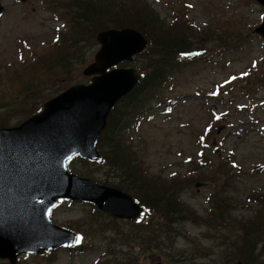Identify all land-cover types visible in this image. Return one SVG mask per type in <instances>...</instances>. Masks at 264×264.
Returning a JSON list of instances; mask_svg holds the SVG:
<instances>
[{"label": "rangeland", "instance_id": "rangeland-1", "mask_svg": "<svg viewBox=\"0 0 264 264\" xmlns=\"http://www.w3.org/2000/svg\"><path fill=\"white\" fill-rule=\"evenodd\" d=\"M59 1L0 0L4 5L0 15V101L14 103L23 90L30 100L49 93L53 85L63 83L61 72L55 70L43 74V67L28 69L33 63L32 56L46 57L53 49L55 32L66 27L65 10L61 6L58 8ZM142 1L164 25L175 16L188 20L195 29L192 36L195 46L204 51L178 56L184 59V66L180 65L184 68L174 75L173 88L164 90L172 100L163 107L148 103L149 114L141 117L127 132L133 145V165L145 172L147 180L181 182L184 190L180 199L201 218L206 217L210 197L213 200L214 191L221 186L226 191L221 195L233 205L232 212L224 217H248L254 207L251 193L264 192V40L253 34V28L264 15V8L254 0ZM221 28L229 34L239 32L242 39L220 44L205 38L207 32ZM99 47L97 41L92 44L88 39L78 43L77 52L68 66L71 78L73 76L81 83L89 82L90 77L82 74V70L93 61ZM25 63L28 65L24 67ZM120 64L137 69L143 64V58L135 56L132 61ZM12 76L15 79L11 80ZM40 76L41 80L38 79ZM39 82L40 86L35 90L40 93H32ZM15 121L12 119L10 126L20 123ZM208 128L207 145L202 146L198 143V135ZM126 149L131 151V147ZM200 152L204 154L200 155ZM74 174L119 188L116 179H106L101 172ZM98 179L100 182L107 180V183H100ZM100 213L103 215H97L91 205L61 201L50 212L52 222L72 232L77 228L86 231L88 224H92L93 232L88 239L85 237L83 245L86 246L89 240L95 247L82 252L57 248L52 250L53 255L46 252L21 254L14 264H99L106 261L104 250L125 241L123 235L132 231L117 222V218L110 219L105 212ZM83 225L86 228L81 227ZM96 228H103V231L100 233ZM184 231L194 243L204 248L197 252L194 246L191 248L190 253L195 252L194 257L197 255L193 264H209L219 259L215 253L220 251V246L215 245L219 242L212 232L195 225H185ZM102 237L106 239L103 242ZM108 242L111 246H107ZM175 248L183 253L181 250L187 251L190 245L187 239H179ZM133 250L141 253L140 260L145 264H153L158 259L165 264L170 262L168 257L156 251L145 260L143 257L149 254L148 249L135 246ZM202 255L206 256L201 258ZM184 257L192 258V254H184ZM120 261L121 264L130 262L125 258ZM0 264L10 263L0 258Z\"/></svg>", "mask_w": 264, "mask_h": 264}, {"label": "trees", "instance_id": "trees-1", "mask_svg": "<svg viewBox=\"0 0 264 264\" xmlns=\"http://www.w3.org/2000/svg\"><path fill=\"white\" fill-rule=\"evenodd\" d=\"M132 2L133 0H60L58 8L61 6L65 10L67 16L64 13L63 16L66 27L61 32L60 30L55 32L53 49L46 57L32 56L33 63L23 65L24 67L28 65L30 70L43 67V74L56 70L58 73L61 72L60 78L64 81L60 82L61 85H53L49 93L39 94L30 100L27 99L29 94L23 90V93L17 96L18 101L14 103L0 101V127L10 126L12 119H16L15 123L21 122L39 111L48 98L72 83L81 82L75 80L73 76L71 78L68 68L70 60L77 52L79 42L88 39L92 44H96V34L110 27H132L139 30L147 39L145 50L136 55L143 58V64L137 68L140 78L135 87L118 101L109 113L107 125L101 132L97 144L100 159L81 160L74 157L67 161L68 169L74 173L81 175L101 172L106 179H116L118 187L132 195L144 209L138 220L116 219L132 232L123 235V239L126 240L119 245H113L111 249L106 248L104 251L108 259L100 261L99 264H121L120 260L123 258L130 260L124 264H145L140 260L141 253L133 250L135 246L148 249L149 254L143 257L145 260L149 255H155L156 251L159 255L168 257L169 264H193L197 257L193 254L204 248L186 236L185 225L204 226L218 240L219 243L215 245L220 246V251L215 253L219 259L212 260L209 264H232L238 260L246 264H264L263 191L251 193L254 207L250 216L228 219L224 214L229 213L233 205L229 203V199L228 202L221 195L226 192L221 186V189L214 191L213 200L210 197V209L206 217L201 218L180 199L184 190L181 182L170 179L162 182L155 179L147 180L145 172L134 167L133 145L126 135L127 132L151 110L148 103L153 102L158 107H163L167 102L169 97L164 94V90L168 87L173 88L174 75L180 68H184L185 64L184 59H179L178 56L202 48L195 46L197 44L192 40L195 29L184 17L175 16L170 23L164 25L163 21L145 6L144 1ZM204 36L220 44L242 39L239 32L229 34L225 28L207 32ZM12 77L11 80L15 79ZM38 79L41 80V76ZM44 85L46 86V81ZM39 86L40 82L33 90ZM32 93L38 94L40 91L35 90ZM127 147H131V151H127ZM101 182L107 183V180ZM218 195L221 197L218 198ZM91 206L97 215H103L93 205ZM95 224L97 227L98 224ZM81 227L86 228L85 225ZM86 229L85 231L77 228L74 231L81 238V243L69 247V250L82 252L95 247L89 240L86 246L83 245L85 237L88 239L93 232L92 224H88ZM96 230L101 233L103 228ZM101 239L102 242L106 240L104 237ZM179 239H187L190 248L187 251L183 248L181 252L185 255L192 254V258H186L183 253L177 251L175 245ZM107 246H111L110 242ZM193 246L196 251L190 253ZM46 254L53 255V251ZM205 256L202 255L201 258Z\"/></svg>", "mask_w": 264, "mask_h": 264}, {"label": "water", "instance_id": "water-1", "mask_svg": "<svg viewBox=\"0 0 264 264\" xmlns=\"http://www.w3.org/2000/svg\"><path fill=\"white\" fill-rule=\"evenodd\" d=\"M256 1L264 7V0ZM3 9L0 2V15ZM253 32L264 39V17ZM96 40L100 47L82 70L89 83L68 87L18 125L0 127V258L10 264L21 254L74 243L75 233L50 218L58 198L90 202L118 219L135 220L142 212L127 192L80 177L66 166L74 154L99 158L96 146L111 108L139 80L136 68L114 66L131 61L147 44L131 27L101 30Z\"/></svg>", "mask_w": 264, "mask_h": 264}]
</instances>
